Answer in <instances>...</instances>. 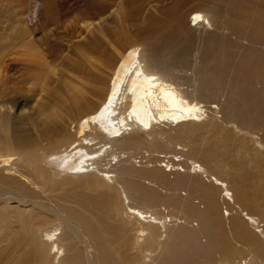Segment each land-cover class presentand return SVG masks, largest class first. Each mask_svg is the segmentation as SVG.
I'll return each instance as SVG.
<instances>
[{
    "label": "bare ground",
    "instance_id": "6f19581e",
    "mask_svg": "<svg viewBox=\"0 0 264 264\" xmlns=\"http://www.w3.org/2000/svg\"><path fill=\"white\" fill-rule=\"evenodd\" d=\"M36 1L35 30L0 32V83L46 74L57 13L94 30L33 129L0 91V264H264V0ZM143 148L166 166L136 167Z\"/></svg>",
    "mask_w": 264,
    "mask_h": 264
},
{
    "label": "rangeland",
    "instance_id": "374dc122",
    "mask_svg": "<svg viewBox=\"0 0 264 264\" xmlns=\"http://www.w3.org/2000/svg\"><path fill=\"white\" fill-rule=\"evenodd\" d=\"M64 1L66 2L67 0ZM143 3H144L143 6H147L146 2ZM4 6L6 10L3 8L2 4H0V7L3 8L4 11L6 12L5 13L0 11V32L7 31L9 33V31L6 29H8L10 25L14 24L15 19L24 18L23 16L26 17L29 28L31 30H35L36 25L38 23L37 17L40 10V4L36 0H10V1L7 0ZM124 7L125 6L123 5L122 8L118 0L115 2L112 1L110 5L111 9L109 10V12L112 13L113 11L116 12L117 10L125 11V9L127 8L125 7L124 9ZM7 14L9 18L7 17ZM55 16L56 17L52 21H50L47 26L41 27L37 30V32H35L36 39L34 40L41 41L40 48L43 52V61L45 64H47L46 65L47 67H50L48 71L45 72L46 74L44 73L45 75L40 78H35L33 74L22 75L20 72L16 71L17 69H13L11 70L12 72L10 77L4 80L3 83H0L1 93L5 94V98L7 100L13 101V103H10L12 106H14L13 104H15L16 106L14 110H11L12 115H14V117L16 118L18 116L23 117L26 121V124L31 129L34 128L33 127L34 117H35V121H37V118L40 116L39 109L42 106L52 104V97L56 95L58 92H61V94L64 93L62 88H64L65 85L64 79L67 78L65 75V73L67 72L66 69L68 68L66 66V63H70L73 59L75 61L76 58H77L76 61L79 62L78 57L82 55L81 47L83 45V42L81 40L87 38V35H91L94 30L92 27L93 25H89L87 21H82V19H80V17L78 18V15H76L75 13L73 14L70 13L65 16L61 15L60 13H57ZM8 20H10L9 23ZM21 51L22 50H20V52ZM5 55L6 56L3 57L4 61L16 58L14 64L22 63L20 60L21 57L20 58L17 57L14 53L6 51ZM25 59H27V64L29 65L31 64L32 61H33V65L39 64V60L35 59L33 56L25 57ZM37 66L39 65H36L35 67ZM35 70L37 71L38 69L36 68ZM1 76L2 75H0V78ZM202 142L207 143V140L203 139ZM156 150L159 152H163L160 153V155H165L166 157L168 156L173 157L175 155V153H170V151L166 147H160L157 148ZM147 152L150 153L151 155L152 154L156 155V157L151 156L152 157L151 160L147 158L140 159L142 156L146 155ZM159 152H149V150L144 148L141 150H137V149L129 150L130 156H132V161L135 164V166L138 168L144 166H149V167L159 166L160 163H162V161L167 162L168 159L166 158H165L166 160L164 158H158V161L155 160L157 159V155ZM133 156H137L136 161L135 159H133ZM183 158H185V156H183ZM175 159L180 160V158H175ZM188 159L189 161L195 160L192 158H187V160ZM198 159L200 160V163H203L204 167L208 169L209 173L216 175L215 173L210 171L208 166L215 165L218 157L214 156L212 158H209L208 155L207 156L205 155L204 157L198 156ZM169 160L171 161L172 158H169ZM161 165L166 166L164 163H162ZM179 165H180L179 170L182 175H178L176 174V172H167V170L169 171L170 168L166 170V168L163 167L162 170H164V172L168 176V179H170L171 181L175 182L176 179L179 178L180 176H186L188 178H196V180L201 183L208 182L201 176L194 177L192 173L193 170L189 171L181 164ZM181 166L183 169L181 168ZM175 169H177V167ZM184 170L186 172H184ZM187 172L191 173L192 175L188 174ZM252 180L253 179L249 180V184L247 188L250 193L254 194V183ZM226 182H228V185L229 184L232 185L231 181L226 180L225 183ZM181 193L185 194L186 191L182 190ZM55 195L56 194L53 193V196ZM224 196H228L226 192L224 193ZM220 198L223 200L222 192H220L219 199ZM196 202H199V200H196ZM12 203L15 206H19L17 201H13ZM250 203L254 205L252 202ZM237 204L241 205L239 202ZM203 207L204 205H201V208ZM222 212L226 220H229L231 218L228 217L227 212L232 213V211L228 207L226 208V205L223 206ZM246 212L248 211L246 210L245 213ZM165 213L167 214V210ZM238 216L242 218V215L238 214ZM243 217L245 218V216ZM258 217H260L262 219V222L264 223V219L262 218L259 212H258ZM181 222L184 221L182 220ZM196 224L197 222H194L191 225L196 226ZM257 234L261 235V233H257ZM7 260L8 263L6 264H10L12 261V259L8 257Z\"/></svg>",
    "mask_w": 264,
    "mask_h": 264
}]
</instances>
